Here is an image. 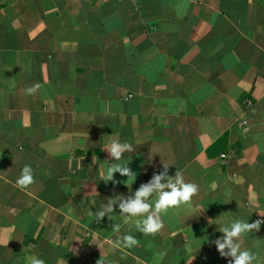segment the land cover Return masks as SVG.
<instances>
[{
  "label": "crops",
  "instance_id": "1",
  "mask_svg": "<svg viewBox=\"0 0 264 264\" xmlns=\"http://www.w3.org/2000/svg\"><path fill=\"white\" fill-rule=\"evenodd\" d=\"M112 139L136 179L103 182ZM165 166L198 193L156 234L90 215ZM259 214L264 0H0V264H229L219 228ZM240 243L264 264V225Z\"/></svg>",
  "mask_w": 264,
  "mask_h": 264
},
{
  "label": "clouds",
  "instance_id": "2",
  "mask_svg": "<svg viewBox=\"0 0 264 264\" xmlns=\"http://www.w3.org/2000/svg\"><path fill=\"white\" fill-rule=\"evenodd\" d=\"M40 84L25 89L26 94L32 95L36 93ZM107 150L111 163L104 172L103 182L115 183V174L119 173L122 177H128V181L136 179L134 173L127 165L122 163V159L126 152H133V145L127 142H120L112 139L103 149ZM169 168L165 166L164 172L154 174L152 180L140 186L135 192L134 197L123 199L117 197L115 199L108 198V203L102 205L95 212L91 211L90 215L96 217L97 222L102 221L106 216L111 219V213L114 206L118 203L120 216L125 222L136 219V229L144 235H154L162 227V214H166L170 209L187 206L191 210V201L193 196L198 193V186L193 183L185 182L180 171H176L174 176L168 175ZM34 170L30 165H25L16 180V184L21 188H27L34 183ZM167 181L166 183L163 181ZM260 215V214H259ZM255 222L235 221L230 226H221L219 231L224 235L215 240V247L223 258H231L229 264H255L256 255L249 250L242 248L240 240L242 236L250 232H259L261 226L264 225V216ZM113 231L119 230V225L114 224ZM207 241V240H206ZM138 243L133 235H125L123 237V246L131 248ZM31 264H45L43 259L33 257Z\"/></svg>",
  "mask_w": 264,
  "mask_h": 264
}]
</instances>
